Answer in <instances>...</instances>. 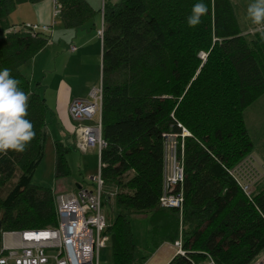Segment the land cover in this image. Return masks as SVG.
I'll return each mask as SVG.
<instances>
[{
    "label": "trees",
    "instance_id": "1",
    "mask_svg": "<svg viewBox=\"0 0 264 264\" xmlns=\"http://www.w3.org/2000/svg\"><path fill=\"white\" fill-rule=\"evenodd\" d=\"M0 0V70L8 68L29 95L35 138L22 153L0 154V245L4 232L57 225L52 190L31 183L47 139L46 103L20 67L41 48L43 29H12L16 4ZM200 0H103L101 126L99 153L102 206L112 220V264H136L130 220L143 215L155 247L181 235L187 258L204 253L216 264H250L264 252V185L247 195L231 169L253 150L244 109L264 94V39L244 33L229 0H202L208 12L195 28L187 24ZM66 28L95 11L85 0H58ZM205 54L204 59L200 54ZM188 134L182 135V129ZM182 153L183 202L159 206L163 193L166 135ZM67 146L54 142L55 177H66ZM146 257H141L142 262Z\"/></svg>",
    "mask_w": 264,
    "mask_h": 264
},
{
    "label": "built area",
    "instance_id": "2",
    "mask_svg": "<svg viewBox=\"0 0 264 264\" xmlns=\"http://www.w3.org/2000/svg\"><path fill=\"white\" fill-rule=\"evenodd\" d=\"M58 13V0H53ZM24 29H38L36 25H24ZM10 29L9 31H15ZM99 35L102 36V30ZM74 50V47H71ZM200 57L204 59L205 54ZM90 100H73L68 113L76 122L95 119L93 125H79L80 149H98V155L105 142L102 139L101 126V87L90 92ZM183 134L188 132L183 128ZM163 193L159 197V206L163 208L182 207L183 181L182 153H178L175 135L168 134L165 139ZM235 180L244 193L249 195L250 183L233 173ZM92 189H78L74 193L59 194L56 199L57 225L44 230H26L4 232L0 245V264H46L48 255L45 249L52 250L56 264H98V252L105 246L109 236L104 233L106 220L102 206V179L100 163L98 172L92 177ZM175 248L173 257L187 258L182 247L181 235L172 243ZM171 258V259H172ZM186 264H216L214 259L204 253V258L195 261L187 259ZM250 264H264V252H261Z\"/></svg>",
    "mask_w": 264,
    "mask_h": 264
},
{
    "label": "crops",
    "instance_id": "3",
    "mask_svg": "<svg viewBox=\"0 0 264 264\" xmlns=\"http://www.w3.org/2000/svg\"><path fill=\"white\" fill-rule=\"evenodd\" d=\"M85 1L95 14L76 28L64 26L59 12H55L53 0L20 2L8 15L12 29L18 30L24 25H36L48 36L46 45L24 63L20 70L29 79L31 86L33 80L29 78L30 69L33 70V75L35 69L40 72L41 80L35 82V89H43L47 139L51 136L53 143L59 141L69 148L65 155L69 175V157L73 150L78 151L82 156L98 155L97 148L84 151L80 149L81 139L77 133L79 125H93L95 119L76 122L68 113V107L73 100H90L91 90L101 87L103 46L102 36L98 32L103 30L102 8H100V0ZM15 23H18V26ZM71 47H74V50H71ZM24 65H27L26 70L22 69ZM47 123H50L49 127ZM92 177L90 176L91 180ZM92 183L89 185L92 186ZM75 185L76 190L69 193L81 188L92 189L85 184Z\"/></svg>",
    "mask_w": 264,
    "mask_h": 264
},
{
    "label": "rangeland",
    "instance_id": "4",
    "mask_svg": "<svg viewBox=\"0 0 264 264\" xmlns=\"http://www.w3.org/2000/svg\"><path fill=\"white\" fill-rule=\"evenodd\" d=\"M235 16L237 18L240 29L244 33L251 35L258 29H264V26L252 24L247 16V7L253 0H229ZM103 0H100V8H102ZM18 26V23H15ZM22 29V28H20ZM27 65L22 69L26 70ZM30 80H33V89L38 93L43 94V89H35V82L40 81L41 75L39 70L30 69ZM50 93V91H49ZM50 96V94H49ZM50 100V97H49ZM48 118V117H47ZM243 119L247 132L253 143L252 152L241 160L231 171L237 177H242L250 183V192L256 190L257 187L264 185V94L259 96L252 104L247 106L243 111ZM50 123H47L49 127ZM260 152V153H259ZM262 153V154H261ZM70 175L67 177H55L54 172V143L51 136L46 139L44 144L43 158L37 166L31 183L48 187L54 194L55 201L59 194H67L70 191L76 190V183L89 185L92 180L90 176H95L98 172V155L82 156L78 151L73 150L69 157ZM63 187H62V186ZM89 187H93L89 185ZM8 187L0 190V197L4 196ZM105 216L106 225L111 222L112 214L109 206L105 204L102 208ZM143 215H136L135 219L130 220L131 233L135 244L134 258L136 264H168L175 252L172 244L163 243L155 247V239L151 233L149 226L144 222ZM48 255L46 264H56L53 258V252L50 248L45 249ZM146 257L142 262L141 257ZM98 264H112V250L108 242L100 248L98 252Z\"/></svg>",
    "mask_w": 264,
    "mask_h": 264
},
{
    "label": "clouds",
    "instance_id": "5",
    "mask_svg": "<svg viewBox=\"0 0 264 264\" xmlns=\"http://www.w3.org/2000/svg\"><path fill=\"white\" fill-rule=\"evenodd\" d=\"M208 12V6L200 0L193 5L187 24L195 28ZM252 24L264 26V0H253L247 7ZM260 30L264 39V29ZM20 81L11 76V70H0V154L9 151L22 153L35 138L33 123L28 120L29 95L20 87Z\"/></svg>",
    "mask_w": 264,
    "mask_h": 264
}]
</instances>
